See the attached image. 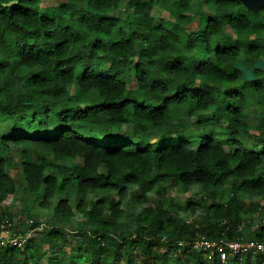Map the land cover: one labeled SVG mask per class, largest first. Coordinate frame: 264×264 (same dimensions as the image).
<instances>
[{"label":"trees","instance_id":"trees-1","mask_svg":"<svg viewBox=\"0 0 264 264\" xmlns=\"http://www.w3.org/2000/svg\"><path fill=\"white\" fill-rule=\"evenodd\" d=\"M260 60L264 1L0 0V202L81 215L68 250L51 226L0 264H264L253 248L222 263L212 246L208 262L194 244L240 240L244 212L264 215ZM196 186L182 204L169 196ZM251 239L264 243V225Z\"/></svg>","mask_w":264,"mask_h":264},{"label":"rangeland","instance_id":"rangeland-1","mask_svg":"<svg viewBox=\"0 0 264 264\" xmlns=\"http://www.w3.org/2000/svg\"><path fill=\"white\" fill-rule=\"evenodd\" d=\"M58 0H41V4L43 6L48 5H54L57 3ZM264 0H251L252 5H257L259 2ZM196 8V1L192 2L190 5V11L192 12L193 9ZM156 19H159V17H164V24L167 27H170L174 22L175 18L173 15H166L165 13L160 10V7L158 6L155 8L154 12ZM120 24L126 29L127 25L124 22L123 19L120 20ZM140 44V42H137V46ZM259 64L261 68L264 69V61H259ZM134 84V83H133ZM194 125H197V121H192ZM256 122V120H255ZM251 123V122H250ZM254 123V119H253ZM222 125H225V119L222 118L220 121V125L216 126V129H219L222 127ZM251 133H256L255 130H250ZM20 145H11V151H10V158H11V164L8 167L9 173L15 180V183L18 187L23 186V176L21 172V158H20ZM199 188L193 187L188 192H177L174 188H171L169 191V196H172L174 201H177L179 204H182L186 198H188L193 192L198 190ZM28 201V200H27ZM259 204H264V197L259 200ZM122 207L126 213L131 211H137L139 209V206L133 202V200L130 198V195L128 194L124 200ZM0 208L4 210L7 214H10V217L12 218V223L14 224V227H16V232H22L21 235L24 238L35 240L38 236L42 234V232L46 228H50L51 226H55L59 228L63 233L66 235V243L64 245L65 249L68 250L69 244H75L74 239L80 238L79 234V226L77 222H80L81 215L75 212L74 217L72 218L73 221L71 222H60L53 220L51 216V209H39L32 205V203L25 202L21 197H12L9 196L4 201L0 202ZM250 217L253 222L249 229L244 230V234L240 240L243 241H251L253 234L264 225V215L258 211V210H246L244 212V218ZM187 220H191L190 218H187ZM24 232V233H23ZM197 249L202 250V257L206 261L210 262V254L211 250L207 253L206 249L207 243L205 241L202 242H194ZM42 248V251L45 252L47 255H52L53 252L57 251L56 245L51 244H45L40 246ZM56 253V252H55ZM44 254L40 259H43L46 257ZM53 256V255H52ZM136 263H139V259L136 258ZM99 264V263H97ZM101 264V263H100ZM177 264H181V261L177 262ZM252 264V263H251Z\"/></svg>","mask_w":264,"mask_h":264},{"label":"built area","instance_id":"built-area-1","mask_svg":"<svg viewBox=\"0 0 264 264\" xmlns=\"http://www.w3.org/2000/svg\"><path fill=\"white\" fill-rule=\"evenodd\" d=\"M13 227L14 224L12 223V218L8 214L1 213L0 211V251L7 245L16 244L19 246L23 243L25 238L22 237L19 232H14ZM206 243L208 247L212 246L217 251L219 260L222 263L226 262L228 253L237 254L253 248L264 254V243L261 242L234 240L225 244L221 241ZM225 247L227 248V251Z\"/></svg>","mask_w":264,"mask_h":264}]
</instances>
